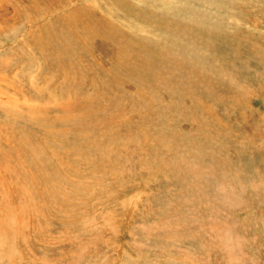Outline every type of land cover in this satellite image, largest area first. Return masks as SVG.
<instances>
[{
  "label": "rangeland",
  "instance_id": "374dc122",
  "mask_svg": "<svg viewBox=\"0 0 264 264\" xmlns=\"http://www.w3.org/2000/svg\"><path fill=\"white\" fill-rule=\"evenodd\" d=\"M0 264H264V0H0Z\"/></svg>",
  "mask_w": 264,
  "mask_h": 264
},
{
  "label": "bare ground",
  "instance_id": "6f19581e",
  "mask_svg": "<svg viewBox=\"0 0 264 264\" xmlns=\"http://www.w3.org/2000/svg\"><path fill=\"white\" fill-rule=\"evenodd\" d=\"M129 27H130V26H129ZM193 43H194V42H193ZM180 57H181V56H180ZM190 64H191V66H192L193 62H191ZM196 69H197V68H196Z\"/></svg>",
  "mask_w": 264,
  "mask_h": 264
}]
</instances>
